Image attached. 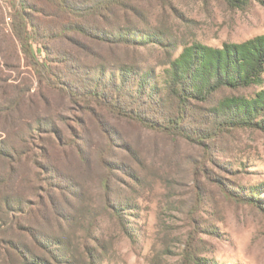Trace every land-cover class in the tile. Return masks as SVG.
<instances>
[{
  "label": "rangeland",
  "instance_id": "rangeland-1",
  "mask_svg": "<svg viewBox=\"0 0 264 264\" xmlns=\"http://www.w3.org/2000/svg\"><path fill=\"white\" fill-rule=\"evenodd\" d=\"M240 1L132 0L90 24L129 39L113 46L61 30L65 13L46 0H27V11L39 31L37 58L61 81L94 79L104 64L102 86L128 67L152 71L164 86L185 46L264 33V2ZM13 14L0 0V264H19L17 245L53 264H264V210L247 200L264 209V131L220 124L230 116L215 110L220 99L260 87L190 99L181 128L191 138L157 132L73 103L41 80L13 33ZM132 79L124 95L115 85L106 91L155 118L175 105L135 96Z\"/></svg>",
  "mask_w": 264,
  "mask_h": 264
},
{
  "label": "trees",
  "instance_id": "trees-1",
  "mask_svg": "<svg viewBox=\"0 0 264 264\" xmlns=\"http://www.w3.org/2000/svg\"><path fill=\"white\" fill-rule=\"evenodd\" d=\"M46 1L65 13L68 23L61 25V30L65 29L73 34L87 36L112 46L129 42V39L120 34L107 35L102 27H94L90 24L94 23L96 18L103 21V18L110 17L114 13V8H124L132 0H88L85 3H83L84 0ZM227 1L237 2L240 0ZM260 1L264 2V0ZM10 5L14 10L11 23L13 33L19 40L22 51L31 60L35 73L53 89L66 95L73 103L83 104L85 107L94 104L115 116L135 122L145 128L162 133L178 134L188 139L191 136L181 128V121L190 99L206 101L221 88L236 90L258 86L260 88L250 97L227 96L220 99L215 110L218 115L230 116L228 121H223L220 124L231 127L248 126L264 131V33L237 43L225 42L220 47L199 42L185 46L171 62L169 68L165 70L164 86L151 81L152 71L139 72L133 67L120 68L121 80L116 83L110 76L107 78L108 82L102 86V78L106 76L104 64L100 65L96 78L89 79L85 76L84 81L81 79L76 84L75 82L61 81L52 71L48 62L40 61L37 58L41 49L33 47V39L35 36H39V31L32 23L27 11V8H34V4L29 6L27 0H10ZM89 21L91 22L89 23ZM29 25L32 26V29L29 28ZM128 79L134 80L135 96L164 106H167L168 100L172 99L175 100V105L167 113L161 114L160 117L156 116V118L139 110L122 106L117 101L118 99H113L106 90L115 85L119 93L124 95L122 87ZM161 109L164 110V107ZM195 140L202 141L201 139ZM1 152L0 150V155ZM23 158L21 156L16 161L19 164L16 168L20 169L19 166L23 163ZM16 176L18 186L21 188L24 185L25 177L21 172ZM247 200L258 204L264 210L262 203L256 199L248 198ZM63 245V243H59V246ZM45 251L47 250L45 249ZM12 252L19 264H53L45 257L37 258L34 253H31L32 251L26 249V245H17ZM7 255L8 253L5 257H8Z\"/></svg>",
  "mask_w": 264,
  "mask_h": 264
}]
</instances>
